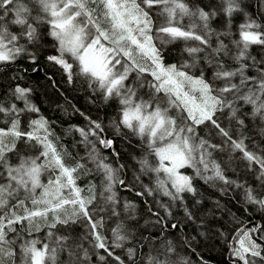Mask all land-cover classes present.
<instances>
[{
    "label": "snow or ice",
    "instance_id": "1",
    "mask_svg": "<svg viewBox=\"0 0 264 264\" xmlns=\"http://www.w3.org/2000/svg\"><path fill=\"white\" fill-rule=\"evenodd\" d=\"M39 79L82 118L71 150ZM217 242L264 264V0H0V264H210Z\"/></svg>",
    "mask_w": 264,
    "mask_h": 264
},
{
    "label": "trees",
    "instance_id": "2",
    "mask_svg": "<svg viewBox=\"0 0 264 264\" xmlns=\"http://www.w3.org/2000/svg\"><path fill=\"white\" fill-rule=\"evenodd\" d=\"M175 58L176 51L175 49H173L168 57V60L169 62H175ZM32 79L35 81L38 79V77L34 76ZM57 79H59V77H57ZM44 83L45 82L43 81V79L38 80L36 93L37 102L41 103L42 101H46L44 103H41L42 110L47 116L57 122L56 132L63 138V142L71 150L73 138L72 136H65V130L67 129L69 124L82 123V118L78 115H74L69 119V117L66 116L63 111L56 107V102L63 104V99L51 96V90H49L48 92V95L51 96V100H47V98L45 97V89L41 87V85H43ZM64 87L67 88L66 85ZM69 96L73 98V102L77 107L81 108V110L83 111L91 112L94 117L97 114L102 116L106 113L111 114V108L100 109L98 112L95 106L88 103L87 94L83 90L77 92H69ZM198 251L204 256L206 260L210 262V264H229L227 250L222 246V244L218 242L215 244H210L206 247H202L198 249ZM192 259L195 260V256H193Z\"/></svg>",
    "mask_w": 264,
    "mask_h": 264
}]
</instances>
